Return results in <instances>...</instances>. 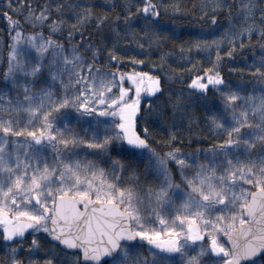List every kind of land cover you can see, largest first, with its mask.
Masks as SVG:
<instances>
[{"label": "snow or ice", "instance_id": "snow-or-ice-1", "mask_svg": "<svg viewBox=\"0 0 264 264\" xmlns=\"http://www.w3.org/2000/svg\"><path fill=\"white\" fill-rule=\"evenodd\" d=\"M0 22V264H264V0Z\"/></svg>", "mask_w": 264, "mask_h": 264}, {"label": "trees", "instance_id": "trees-1", "mask_svg": "<svg viewBox=\"0 0 264 264\" xmlns=\"http://www.w3.org/2000/svg\"><path fill=\"white\" fill-rule=\"evenodd\" d=\"M104 2H107V0H104ZM0 26H2V22H0ZM134 55L136 53H133ZM243 55V54H241ZM158 57V53H153L151 55V59L153 60H157ZM139 58V57H138ZM158 63V60H157ZM113 67H115V65H112ZM182 65L179 63L174 62L173 60H168L167 64L165 65V70L167 71H171L172 69H179L181 68ZM230 67H236L237 71L232 75V79H247V75L241 76L240 74V69L243 68V64H236V65H230ZM140 71H148L149 68L147 66H145L144 68L139 69ZM173 86L174 87H180V81L179 80H174L173 81ZM203 135V133H201V136ZM192 147H194L195 145H191Z\"/></svg>", "mask_w": 264, "mask_h": 264}]
</instances>
